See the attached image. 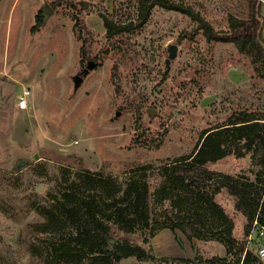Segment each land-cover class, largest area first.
Returning <instances> with one entry per match:
<instances>
[{
	"label": "rangeland",
	"instance_id": "rangeland-1",
	"mask_svg": "<svg viewBox=\"0 0 264 264\" xmlns=\"http://www.w3.org/2000/svg\"><path fill=\"white\" fill-rule=\"evenodd\" d=\"M53 2L59 0H0V80L20 90L15 100L23 83L31 90L23 116L2 113L10 118L2 131L18 139L8 153H19L0 165V264H91L89 257H60L54 249L62 239L58 231L68 234L69 223L58 212L51 221L41 210L56 211V196L69 188L91 194L94 183L84 180L83 172L113 174L109 189L119 195L132 170L143 166L149 168L136 178L145 174L150 184L152 227L112 219L113 240L138 243L156 261L166 257L170 264H185L175 259L180 257L213 256L227 257L225 264L241 262L244 254H228L209 221L204 238L188 225H159L165 213L181 217L168 200L159 199L158 190L165 183L162 164L199 147L202 130L243 110L264 116V66L252 44L241 49L233 42L210 41L191 14L156 2L144 20L139 0ZM172 2L200 13L219 31L249 13L248 0ZM103 16L132 25L109 36ZM172 44L177 45L174 57ZM1 93L4 104L10 93ZM252 160L251 152L243 157L230 152L211 168L254 181L262 167ZM96 197L108 212L110 199ZM215 198L234 220L235 249L244 242L258 252L264 236L245 232L248 221L235 208V196L222 188ZM136 262L130 256L119 264Z\"/></svg>",
	"mask_w": 264,
	"mask_h": 264
},
{
	"label": "trees",
	"instance_id": "trees-1",
	"mask_svg": "<svg viewBox=\"0 0 264 264\" xmlns=\"http://www.w3.org/2000/svg\"><path fill=\"white\" fill-rule=\"evenodd\" d=\"M62 1L64 0H59L58 3ZM153 2L191 14L210 41L233 42L241 49L251 43L264 66L262 34L264 17L261 14L263 3L260 0H248V16L235 20L231 28L225 31L216 30L200 13L194 12L189 7L177 5L172 0H139L142 10L141 20L146 18ZM58 3L53 2V4ZM103 17L109 36L129 30L132 25L117 23L107 16ZM39 19L43 21L42 17ZM77 23L80 25V22ZM85 55L86 49L83 47V56ZM98 66L96 64L95 67ZM199 142L200 146H196L188 155L163 163L161 166L165 183L158 190L159 199L168 200L173 209L177 210L175 215L181 219L165 213L164 220L159 222V225L171 229L188 225L197 237L204 238L202 228L209 229L211 223L214 225V228L210 227L212 234L226 245L228 254H240L241 257L244 254L242 261L239 260L236 264H264L258 252L255 253L247 248L244 242L238 250L235 249L237 244L233 234L234 220L215 198L222 188H226L235 196V208L241 211L248 221L246 233H249L255 218L264 225V179L261 178V174L264 175V116L248 110L240 111L230 116L225 123L202 130ZM230 152L238 157L251 152L253 163L262 167L260 176L258 175L253 181L248 177L233 176L211 168L213 163ZM147 168L149 166L133 169L134 176L125 181V186L119 195L109 189V184L114 180L113 174L106 175L101 171L94 172L95 174L83 172L84 180H91L94 183L91 194L81 196L75 188H69L56 196L58 202L56 211L41 210L51 221L58 212L69 223L68 234L58 231V238L62 239H57L59 244L54 249L60 257L78 256L80 260L89 257L91 264H106L107 261L110 264H119L124 258L133 256L137 259L135 264H170L166 257L156 261V258L138 243L128 240L112 242V227L109 220L113 219L141 228L152 227L147 202L150 184L144 178L145 174H142V178H136L140 173L138 171L144 172ZM96 195L102 199L105 197L110 199L108 212L102 210L99 202L103 200L99 201ZM65 235H68L67 239ZM151 259L153 262H149ZM175 259L185 264H195L198 261L225 264L227 261V257L219 256L204 260L202 257Z\"/></svg>",
	"mask_w": 264,
	"mask_h": 264
},
{
	"label": "crops",
	"instance_id": "crops-1",
	"mask_svg": "<svg viewBox=\"0 0 264 264\" xmlns=\"http://www.w3.org/2000/svg\"><path fill=\"white\" fill-rule=\"evenodd\" d=\"M4 85L5 83L3 82V80H0V99H2L1 98L2 90L8 91L10 94H8L7 98H5L4 104L1 103V100H0V165L4 161H7V162L13 161L16 154L19 153L18 149H14L12 152H10V154L8 153V151H10L9 146H16L18 139L17 137H14L12 131L9 130L7 131V133H4L2 131L3 128L8 127L7 124H8V121L10 120V118L7 120V117L5 115H2V113L9 111V113L10 112L12 113L13 115L12 117L19 119L21 116L25 114L27 110H29V107L27 109H22L18 106V98L15 100V95L17 94L16 92H19L20 90L18 91L17 87L15 85H12L13 86V89H12V86H8V85L4 86ZM22 85H23L22 91L24 88L28 87L24 85V83ZM28 100L30 104L31 94L28 96ZM18 122H20V120H18ZM9 127L16 129V122L15 124L11 122V126Z\"/></svg>",
	"mask_w": 264,
	"mask_h": 264
},
{
	"label": "built area",
	"instance_id": "built-area-1",
	"mask_svg": "<svg viewBox=\"0 0 264 264\" xmlns=\"http://www.w3.org/2000/svg\"><path fill=\"white\" fill-rule=\"evenodd\" d=\"M31 94L30 88H24L22 94L18 99V106L22 109H27L29 107L28 96ZM254 232L264 236V225L260 224L258 219L255 218L250 229L249 235L252 236ZM258 255L264 261V242L258 248Z\"/></svg>",
	"mask_w": 264,
	"mask_h": 264
},
{
	"label": "water",
	"instance_id": "water-1",
	"mask_svg": "<svg viewBox=\"0 0 264 264\" xmlns=\"http://www.w3.org/2000/svg\"><path fill=\"white\" fill-rule=\"evenodd\" d=\"M46 11L47 12H50L51 11V8L49 7V5L47 6L46 8ZM177 53V45L175 44H172L171 48H170V56L171 57H174ZM93 65V61H91L88 65V68L85 69V72H88L89 71V68H91ZM112 242H114V240L112 239Z\"/></svg>",
	"mask_w": 264,
	"mask_h": 264
}]
</instances>
